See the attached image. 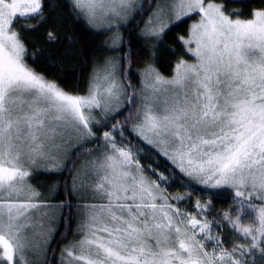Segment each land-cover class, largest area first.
Returning a JSON list of instances; mask_svg holds the SVG:
<instances>
[{"label":"snow or ice","instance_id":"6c2138e0","mask_svg":"<svg viewBox=\"0 0 264 264\" xmlns=\"http://www.w3.org/2000/svg\"><path fill=\"white\" fill-rule=\"evenodd\" d=\"M0 264H264V0H0Z\"/></svg>","mask_w":264,"mask_h":264},{"label":"trees","instance_id":"16d2710c","mask_svg":"<svg viewBox=\"0 0 264 264\" xmlns=\"http://www.w3.org/2000/svg\"><path fill=\"white\" fill-rule=\"evenodd\" d=\"M239 6V5H233ZM190 23V21H189ZM74 36L77 39L76 48H68L64 46L60 51L56 52L54 60H51L47 65V70L54 72L59 77H62L70 86H75L80 81L81 76H87L85 69L89 68L93 54L102 55L101 42L104 36L94 35L91 31H84L80 28L73 30ZM36 38V34H32ZM171 44L172 41L169 40ZM38 44L41 48L47 49L49 46L44 44L43 37L38 39ZM43 179V177H41Z\"/></svg>","mask_w":264,"mask_h":264},{"label":"rangeland","instance_id":"374dc122","mask_svg":"<svg viewBox=\"0 0 264 264\" xmlns=\"http://www.w3.org/2000/svg\"><path fill=\"white\" fill-rule=\"evenodd\" d=\"M190 23H191V21H190Z\"/></svg>","mask_w":264,"mask_h":264}]
</instances>
